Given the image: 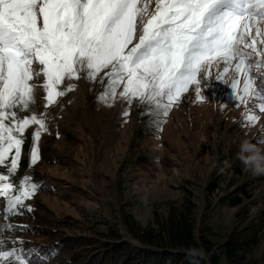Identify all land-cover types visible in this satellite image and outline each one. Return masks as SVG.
<instances>
[{"label": "rangeland", "instance_id": "374dc122", "mask_svg": "<svg viewBox=\"0 0 264 264\" xmlns=\"http://www.w3.org/2000/svg\"><path fill=\"white\" fill-rule=\"evenodd\" d=\"M155 7L156 0H138L147 13ZM256 47L264 50V44ZM223 67L202 72L200 95L190 85L167 117L119 94L101 99L107 70L91 82L83 73L65 79L59 90L66 94L51 105L37 88L29 110L17 114L44 118L47 131L36 141L38 126L26 129L10 180L18 186L28 177L42 187L25 202L32 211L21 210L30 219L8 218L0 203L4 247L19 238L8 227L22 224L36 243L63 241L62 260L73 264H264V175H253L238 158L246 141L264 150L258 109L264 101L250 95L239 103L231 89L234 67L227 74ZM249 75L259 77L257 87L264 67ZM244 82L242 76L237 96ZM246 113L260 119L247 123ZM236 197L242 204L233 208ZM200 248L210 254L207 260L189 254Z\"/></svg>", "mask_w": 264, "mask_h": 264}, {"label": "snow or ice", "instance_id": "6c2138e0", "mask_svg": "<svg viewBox=\"0 0 264 264\" xmlns=\"http://www.w3.org/2000/svg\"><path fill=\"white\" fill-rule=\"evenodd\" d=\"M260 37L264 0H156L153 13L138 8V0H0V167L7 170L0 173L3 211L9 216L31 212L25 202L42 187L28 177L18 186L10 180L26 129L38 126L36 141L41 130L47 131L44 118L17 114L29 110L37 88L45 90L51 105L66 94L59 90L65 79H80L83 73L91 82L107 70L101 99L119 94L167 117L190 85L196 84L199 96L200 74L222 62L225 74L234 67L231 89L239 103L250 95L264 101V80L254 87L259 77L249 75L264 67V61L253 59L264 58V50L256 47L264 44ZM242 76L243 96H237ZM41 78L44 82L37 83ZM258 109L264 113V102ZM259 119L245 114L247 123ZM38 158L34 147L31 162ZM5 243L0 240V264H32Z\"/></svg>", "mask_w": 264, "mask_h": 264}, {"label": "trees", "instance_id": "16d2710c", "mask_svg": "<svg viewBox=\"0 0 264 264\" xmlns=\"http://www.w3.org/2000/svg\"><path fill=\"white\" fill-rule=\"evenodd\" d=\"M3 168V167H2ZM5 168H3L4 170ZM40 191V190H38ZM245 197L249 198V195L244 193ZM242 204V198L236 197L235 199L229 202L231 207H238ZM24 218H29L32 215L27 213L19 214V215H12L13 217L22 216ZM13 229V228H10ZM15 232L19 235L18 242L10 241L7 244V249L16 248L22 251L32 262V264H73V259L69 261H63V251L65 244L63 241L56 239V241L52 242L51 244L46 243H36L31 238L28 237V230H31L29 227L25 225H16L14 228ZM137 239V238H136ZM138 240H142L143 244H147L149 246H154L151 242L138 238Z\"/></svg>", "mask_w": 264, "mask_h": 264}, {"label": "clouds", "instance_id": "9594fccd", "mask_svg": "<svg viewBox=\"0 0 264 264\" xmlns=\"http://www.w3.org/2000/svg\"><path fill=\"white\" fill-rule=\"evenodd\" d=\"M238 158L245 165L246 169L253 173V175H264V150H261L256 145L250 144L246 141L241 146ZM189 254L204 260H207L210 255L206 253L203 248L190 249Z\"/></svg>", "mask_w": 264, "mask_h": 264}]
</instances>
